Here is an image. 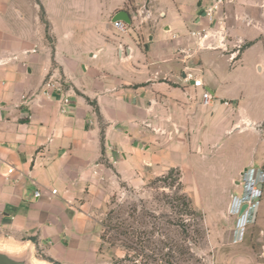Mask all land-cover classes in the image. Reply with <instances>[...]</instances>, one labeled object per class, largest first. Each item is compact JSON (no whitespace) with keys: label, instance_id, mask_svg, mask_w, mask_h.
Wrapping results in <instances>:
<instances>
[{"label":"crops","instance_id":"obj_1","mask_svg":"<svg viewBox=\"0 0 264 264\" xmlns=\"http://www.w3.org/2000/svg\"><path fill=\"white\" fill-rule=\"evenodd\" d=\"M174 1L194 2L159 3ZM144 3L0 0V238L27 243L9 249L22 254L35 243L52 258L63 252L69 259L90 224L88 194L114 176L135 181L159 163L184 170L195 149L204 155L264 146V0H233L225 32L230 44L244 45L235 63L211 49L177 54L193 45L185 36L194 29L188 11L171 8L157 18L158 30L139 33L138 18L145 24L149 13ZM121 11L132 22L126 33L113 22ZM54 70L73 88L67 114L61 94L43 89ZM189 72L212 95L210 107L201 105L204 90L185 79ZM236 134L248 143L228 144ZM258 162L264 170V155ZM261 189L234 264H264Z\"/></svg>","mask_w":264,"mask_h":264},{"label":"rangeland","instance_id":"obj_2","mask_svg":"<svg viewBox=\"0 0 264 264\" xmlns=\"http://www.w3.org/2000/svg\"><path fill=\"white\" fill-rule=\"evenodd\" d=\"M144 1L145 8L149 13L145 14L146 18L144 20H147L145 24H143V20L141 22V18H138V27L141 28L139 33L158 30L156 21L159 19L160 13H167L171 8H174L182 10L181 12L184 14L185 11H188V15L193 14L192 23L194 29L185 36H192L193 32L199 33V31H202L204 29L201 25L203 18V21L206 20L204 24L210 26L211 40L209 44L215 48L211 50L221 52L228 56V59L231 52L237 50L238 47H240L239 56L242 54L244 45L230 44V36L226 33L227 25H229L228 15L233 5V0H223V4L219 5V10L214 13V19L222 23V27H219L222 30L224 29L223 34L222 32L220 34L217 33L218 29L215 23L210 25L207 16H201L202 13L206 15V9L212 7L217 0H194L191 5H181L174 1V4H170L169 6L160 4L159 0L158 2L151 0ZM196 19L201 20L199 23H195ZM163 25L165 24H162L160 28ZM221 40L222 44L220 43ZM192 42V48H188L190 53H182L181 50H187L184 48L177 50V54L189 57L195 51H203L199 48L200 41L198 38L192 36ZM246 100H244V104L249 106L257 102V100H253L252 102ZM258 103L260 111L257 114L258 116H263L264 99L261 98ZM247 138L248 136L246 135L241 136L236 134L229 140H226V142L233 146L237 145L238 142L248 143L246 142ZM254 140L259 141V138H255ZM243 148L226 149V152L219 149H206L204 155L199 154L195 149L191 156L193 161L191 160V163L188 161V165L186 162L184 170L180 167L169 168L167 165L164 164L163 166V164L159 163L156 165L155 171L143 169L140 174L135 176V181L131 182H125L120 176H114L113 179L105 182V186H98L95 191L88 194L89 200L86 203L87 207L85 210L91 216L89 217L90 224L87 232L80 235L79 241L76 240L75 245L77 250L74 251L73 257L66 259L62 257L64 253L61 252L59 257L56 259L52 258L47 254L48 249L35 248L33 245L35 243L30 244L23 251L22 256L27 255L31 264L34 260L39 264H133L134 259L126 250L111 245L110 240H108L109 234L106 235V242L103 243L101 239L105 232L103 221L112 209H119V205H123L122 208L125 210L115 214L116 218L114 221H116L117 217H121L123 220L133 223L132 219H129L132 214L131 205H137L140 209V206L144 204L147 211H157L158 214V212L162 213V211L166 210L169 213V208L166 205L163 206L162 201L167 200L164 198V195L172 196L179 183L182 185V192L192 199L195 209L202 215L201 229L203 230V234L200 235L201 237H198L196 244L192 246L193 250L187 256V261L182 264H234L233 258L236 249L233 235L237 228L238 219L237 216L231 215L233 212V199L235 196H242L244 194L241 183L248 170L253 168L263 170L261 166H258V160L264 155V146L260 145L257 149ZM256 158L259 159L254 166L252 164ZM165 178L167 180L163 181ZM172 182H174L173 190L165 188V185ZM133 227L143 229L137 223H134ZM147 229L150 231L151 226ZM142 231L145 230L143 229ZM113 232L111 230L110 233ZM169 238L174 239L173 242L179 241L176 232L170 233ZM153 241H155V238H153ZM16 244L21 247H27L25 241L24 243H16L8 235H3L0 238V251L5 252L9 249V246L14 247ZM189 244L190 246L192 245L191 242ZM118 245L120 246V242L116 246ZM149 253L151 255V252ZM139 262H142V260L139 259ZM150 262V264L156 263L154 258H151Z\"/></svg>","mask_w":264,"mask_h":264},{"label":"trees","instance_id":"obj_3","mask_svg":"<svg viewBox=\"0 0 264 264\" xmlns=\"http://www.w3.org/2000/svg\"><path fill=\"white\" fill-rule=\"evenodd\" d=\"M173 183L165 185V188L173 190ZM182 190V185L178 183L172 196L164 195L167 200L162 201L163 206L166 205L169 208V213L166 210L158 214L157 211H147L144 204L140 206V209L137 205H131L132 214L129 219H132L133 223L121 217H117L114 221L116 218L114 215L125 210L122 208L123 205H119V209H112L103 221L105 226L104 235L101 237L103 243L106 242V235L109 234L108 240L111 245L126 250L133 257V264H150L151 258H154L155 264L186 262L187 256L193 250L192 246L196 244L197 238L201 237L203 230L201 229L202 215L195 209L192 199ZM134 223L142 226L145 231L134 228ZM149 226H151L150 231L147 229ZM111 230L114 232L110 233ZM174 232L179 237L178 242H173L174 239L169 238V234ZM118 242L120 246H116ZM139 259L142 262H139Z\"/></svg>","mask_w":264,"mask_h":264},{"label":"built area","instance_id":"obj_4","mask_svg":"<svg viewBox=\"0 0 264 264\" xmlns=\"http://www.w3.org/2000/svg\"><path fill=\"white\" fill-rule=\"evenodd\" d=\"M223 4V0H217L215 4L206 9V15L207 18L210 21V25H213L215 23L218 32L223 34L224 31L219 30V26L222 27V23L218 20L214 19V13L219 10V5ZM222 18V17H221ZM115 28L121 32L126 33L128 30V25L124 22H116L114 23ZM210 27V26H209ZM193 37H196L199 39L200 44L199 48L201 50L204 49H212L213 47L211 44H209V41L211 40L210 33L208 30L203 29L202 31H199V33L193 32ZM223 36V35H221ZM214 37V36H213ZM224 39V38H221ZM222 44V40L220 41ZM221 48V47H219ZM237 48V47H236ZM240 47H238L237 50L234 52H231L229 61L231 63H235L240 54ZM215 49V48H213ZM182 53H186L185 50H181ZM192 55H189L191 57ZM185 79L188 82H193V86L196 88H201L204 90L202 99H201V105L204 107H210L212 104V95L209 93V91L205 90V85L201 80L196 79V77L191 73H187L185 76ZM43 89L45 91V94L49 95L52 92H59L61 94V113L67 114L69 111V107L71 104L70 98L73 94V88L69 86V83L65 79L64 76L58 73L57 70H54L53 72H50L47 79L45 80V83L43 85ZM112 151V150H111ZM105 164V162L98 163L95 167H98L99 165ZM14 172V169H9L8 173L12 174ZM242 187L244 189V194L242 196H235L233 199V205H232V213L231 215L237 216V228L235 231V234L233 235V241L236 243L243 242L245 238L246 229L250 224H253L255 221V217L257 214V208L259 206V199L262 196V185L264 184V170L253 168L248 170L245 173V178L242 181ZM52 195L57 194V190L54 189L51 191ZM42 196V191L38 190L35 192L34 197L36 199H39ZM246 207L244 210L243 208Z\"/></svg>","mask_w":264,"mask_h":264},{"label":"water","instance_id":"obj_5","mask_svg":"<svg viewBox=\"0 0 264 264\" xmlns=\"http://www.w3.org/2000/svg\"><path fill=\"white\" fill-rule=\"evenodd\" d=\"M204 16H205V14H204ZM113 22L114 23L124 22L127 25L132 24L130 17L124 11L117 13L113 19ZM245 208L246 207H244L243 210ZM17 256H19V257H17ZM0 264H31V263L29 262L27 255L22 256V254H12V253H9L7 251H5V252L0 251Z\"/></svg>","mask_w":264,"mask_h":264},{"label":"bare ground","instance_id":"obj_6","mask_svg":"<svg viewBox=\"0 0 264 264\" xmlns=\"http://www.w3.org/2000/svg\"><path fill=\"white\" fill-rule=\"evenodd\" d=\"M6 251L9 252V253H12V254H19L18 251H14V250H11V249H7ZM32 264H39V263L35 262V260H34L32 262ZM40 264H42V263H40Z\"/></svg>","mask_w":264,"mask_h":264}]
</instances>
